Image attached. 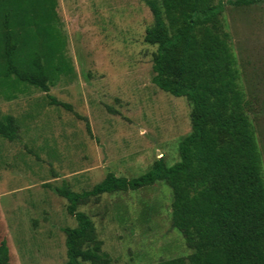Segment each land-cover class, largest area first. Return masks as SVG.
<instances>
[{
	"label": "rangeland",
	"instance_id": "1",
	"mask_svg": "<svg viewBox=\"0 0 264 264\" xmlns=\"http://www.w3.org/2000/svg\"><path fill=\"white\" fill-rule=\"evenodd\" d=\"M242 1L215 3L223 4L220 17L250 102L264 168V0ZM57 4L58 21L51 27L66 43L58 46L61 54L42 59L61 67L52 73L57 80L50 91L0 84V112L20 127L16 140L0 137V244L6 240L11 264L67 261L64 229L76 228L77 221L56 188L67 184L82 193L110 173L134 179L160 158L173 165L192 130L190 102L153 83L157 47L144 38L154 16L143 0ZM172 201L171 188L158 182L101 195L79 211L92 218L110 264H153L193 253L172 227Z\"/></svg>",
	"mask_w": 264,
	"mask_h": 264
},
{
	"label": "trees",
	"instance_id": "2",
	"mask_svg": "<svg viewBox=\"0 0 264 264\" xmlns=\"http://www.w3.org/2000/svg\"><path fill=\"white\" fill-rule=\"evenodd\" d=\"M57 1L0 0L2 86L27 84L49 92L56 82L52 73L60 72V65L53 67L42 59L61 54L58 46L66 43L52 28L58 21ZM143 2L154 16L144 38L157 47L153 83L190 102L192 130L181 140L180 160L173 165L160 158L138 178L110 173L90 191L77 193L67 184L55 189L67 199V211L77 221L76 228L64 229L67 261L63 264L111 263L92 218L79 211L80 206L104 194L136 191L158 182L172 190V227L182 232L193 253L153 264H264L262 152L237 59L223 29V4L215 0ZM52 102L72 110L54 98ZM19 131L13 116L0 112V137L14 141ZM0 264H11L6 240L0 244Z\"/></svg>",
	"mask_w": 264,
	"mask_h": 264
}]
</instances>
